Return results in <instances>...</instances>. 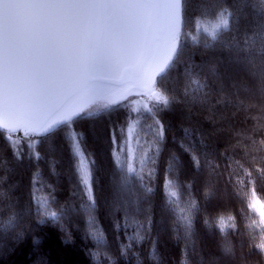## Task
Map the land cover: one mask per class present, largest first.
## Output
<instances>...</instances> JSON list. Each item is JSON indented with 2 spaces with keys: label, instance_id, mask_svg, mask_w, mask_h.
Here are the masks:
<instances>
[{
  "label": "snow or ice",
  "instance_id": "obj_1",
  "mask_svg": "<svg viewBox=\"0 0 264 264\" xmlns=\"http://www.w3.org/2000/svg\"><path fill=\"white\" fill-rule=\"evenodd\" d=\"M201 5L203 0H0V154L9 152L18 167L27 155L36 169L26 197L0 188V233H13L10 239L18 243L31 218L63 229L70 215H82L85 236L96 248L93 258L112 261L96 216L103 207L117 239L121 233L126 238L120 254H129L153 229L155 165L171 130L162 114L179 111V148L197 174L220 167L215 153L204 150L201 125L228 133L230 180L253 221L246 225L248 246L264 256V210L257 212L249 199L264 179V0H213L210 24L190 14ZM207 50L223 53V60L204 59ZM120 111L122 123L105 121L93 132L98 152L107 144L111 164L101 201L98 161L77 125ZM57 137L68 149L73 181L63 204L39 170L45 161L51 175H60ZM178 159L173 154L164 173L159 211L186 255L190 246L194 250V221L202 208L193 181L177 174ZM211 197L205 183L203 198ZM236 220L221 213L206 214L202 222L226 238L239 234Z\"/></svg>",
  "mask_w": 264,
  "mask_h": 264
},
{
  "label": "trees",
  "instance_id": "obj_2",
  "mask_svg": "<svg viewBox=\"0 0 264 264\" xmlns=\"http://www.w3.org/2000/svg\"><path fill=\"white\" fill-rule=\"evenodd\" d=\"M212 3L213 0H203V5L193 7L190 14L204 20L206 24L211 23L215 12V9L211 7ZM246 11H250V9H246ZM213 56L220 60L224 58L223 53L213 54L210 50L206 51L203 58L211 59ZM199 59L201 58L197 57V60ZM123 116L124 112L120 111L113 113L111 117L90 119L77 125L81 131L85 132V142L89 151L94 153V158L98 161L97 179L99 183L97 187L98 198L101 201L107 194L106 182L109 180L111 164L107 144H103L102 149L98 152L93 132L97 128H102L105 121L122 123ZM180 116L179 111L162 114V117L171 125V130L166 135L155 165L154 184L156 190L154 192L153 229L151 235L135 244L129 254H120L119 245L122 241L127 242L126 238L121 233L117 239L118 232L112 226V217L106 215V208L98 207L96 216L101 228L105 231L106 250L112 257V261L103 255L99 259L93 258L92 253L96 251V248L94 242L85 236V218L82 215L73 214L64 222L63 229L50 223L40 225L35 218L27 220L24 238L18 243L10 239L13 233L10 232L6 235L0 233V246L8 249L3 251V248L0 247V264H112V262L114 264H264V256L251 251L248 246L250 237L247 235L246 225L252 224L253 221L246 219L249 210L241 196L238 195L235 180H230L229 174L232 170L227 168L225 159L226 155H232L231 149H228L230 143L228 133L213 132L212 126L207 122L201 125L207 133L204 143L208 147L204 150L209 154L215 153L214 162L220 164V167L211 173L207 167H203L197 174L191 166L190 155L179 148L182 135ZM184 126H187V121L184 122ZM3 143L4 141L0 140V144ZM55 143L58 147L54 155L59 158L56 170L60 175H51V168L45 161L39 162V170L42 174L41 178L54 185L56 188L54 194L57 200L63 204L71 197L73 181L69 175L68 149L64 147L59 137L55 138ZM37 148L43 152L42 145H38ZM226 149L228 150L226 151ZM25 153H27V149H25ZM173 154L179 158L175 164L177 174L181 180L193 181V191L202 208L194 221V250L190 246L186 255L183 240L175 238L171 230V221L159 211L164 173L172 163ZM35 171V162L30 163L27 155L23 160V166L18 167L9 152L0 154V178H3L0 188L10 195L16 196L23 192L26 197L30 180ZM205 183L211 184L212 197L208 201L203 198ZM10 185H14V187L10 188ZM249 199L256 205L257 212L264 210L261 208V204H264V179L257 181L256 194H250ZM73 201L75 202L74 198ZM221 213H230L236 216L239 234L230 233L226 238H222L217 230L205 227L202 221L206 214L215 216ZM131 233L132 229H129V234ZM225 246L232 249V252L225 253L223 251Z\"/></svg>",
  "mask_w": 264,
  "mask_h": 264
},
{
  "label": "rangeland",
  "instance_id": "obj_3",
  "mask_svg": "<svg viewBox=\"0 0 264 264\" xmlns=\"http://www.w3.org/2000/svg\"><path fill=\"white\" fill-rule=\"evenodd\" d=\"M208 24H210V23H208ZM131 99H135V97H131ZM20 135H22V134H20Z\"/></svg>",
  "mask_w": 264,
  "mask_h": 264
}]
</instances>
